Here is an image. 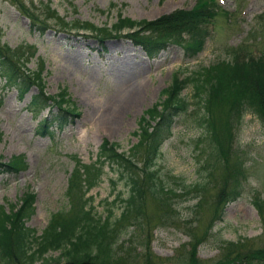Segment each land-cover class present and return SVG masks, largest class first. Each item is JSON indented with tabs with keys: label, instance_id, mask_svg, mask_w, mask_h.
I'll use <instances>...</instances> for the list:
<instances>
[{
	"label": "rangeland",
	"instance_id": "374dc122",
	"mask_svg": "<svg viewBox=\"0 0 264 264\" xmlns=\"http://www.w3.org/2000/svg\"><path fill=\"white\" fill-rule=\"evenodd\" d=\"M18 1L26 3L29 12L49 26L43 32L33 30L15 1L0 0V42L12 49L22 46L27 50L26 44L35 46L28 49L27 66L30 70L41 68L48 95L56 96L65 88L78 112L62 130L53 126L51 137L37 134L38 123L56 110L45 105L38 115L32 116L27 105L39 87L30 89L22 100L16 88H4V79L0 78V156L8 162L12 156L23 155L27 162L26 168L18 173L0 175V205L4 204L6 209L13 203L18 206L24 194L35 192V214L27 223L39 234L51 215L68 206L66 192L75 161L84 165L95 163L105 138L117 142L120 151L128 152L137 141L134 133L138 130V120L172 83L176 71L181 76L193 75L218 59L231 58L229 51L237 46H243L250 56L264 58V0H217L221 7L216 14L220 16L211 22V37L206 39L205 49L193 59L185 57L183 48L176 44L147 56L145 50L123 37L106 40L103 51L101 43L89 35L91 31L76 26L90 21L97 27L110 28L117 22L120 10L123 17L155 20L174 9H193L196 0ZM46 6L59 19L51 17ZM60 21L65 25H56ZM193 92L190 83L183 93L191 102L190 108L179 117L174 135L162 146L155 167L161 182L177 193L172 196L171 204L180 217L164 220L158 202L149 196L146 212L151 217L148 222L151 231L146 226L144 234L134 237V246L141 252L146 250L143 243L150 241L155 264H178L187 255L192 247L184 225L189 226V222L199 237L197 256L203 261L221 258L226 244L236 240L243 244L241 252L264 247V214L258 212L253 202L256 197L264 199L263 121L253 112H246L234 132L238 157H244L248 167L243 193L224 206L223 217L214 219L208 227L213 217L211 203L222 184L223 161L216 163L213 157L209 158L212 151L205 140L207 132L201 120L204 110ZM211 165L216 167L210 168ZM103 171L102 180L86 194L94 199L95 210L104 216L109 205L120 204L121 199L115 198L118 192L121 197L127 196L128 187L119 178L112 193L115 186L109 180L116 172L108 164ZM211 171L216 173L214 178L209 177ZM201 182L208 185L202 195L195 190V183ZM114 209L117 216L121 208ZM128 231H132V226ZM129 236L130 232L120 234L122 239ZM58 252L48 251L46 256L55 258ZM143 258L139 264L145 262Z\"/></svg>",
	"mask_w": 264,
	"mask_h": 264
},
{
	"label": "trees",
	"instance_id": "16d2710c",
	"mask_svg": "<svg viewBox=\"0 0 264 264\" xmlns=\"http://www.w3.org/2000/svg\"><path fill=\"white\" fill-rule=\"evenodd\" d=\"M13 1L26 15L33 30H46L49 23L40 21L37 15L30 13L26 3ZM195 4L193 9H174L155 20L123 17L120 10L117 22L111 24L110 28L97 27L90 21L80 23L76 28L91 31L89 35L101 42L103 50L105 40L123 37L133 41L134 46L144 49L149 55L176 44L183 48L185 57L193 59L205 49V41L211 37V22L220 16L216 12L221 7L216 0H196ZM46 7L51 17L59 19L56 12ZM58 24L65 25L61 21ZM26 45L29 46L27 50L22 46L12 49L0 42V78L4 79L3 87L16 88L18 98L22 100L30 89L39 87L38 93L31 96L27 108L32 109V116L38 115L45 105L56 110L37 125L40 130L37 134L51 137L54 128L62 130L63 125L78 115L77 106L70 100L65 88H61L56 96L44 91L41 68L30 70L27 66L30 58L28 49L35 46ZM229 53L231 58L218 59L213 64L201 67L193 75L181 76V72L176 71L172 83L162 90L158 101L147 107L138 120V130L134 133L138 136L137 141L128 152L120 151L117 142L105 138L95 163L84 165L76 160L66 192L68 206L51 215L41 234L27 223L35 214V192L24 194L18 206L13 203L6 209L4 204L0 205V264H139L142 256L145 261L142 264H155L150 241L143 243L146 250L141 252L134 246V237L144 234L146 226H149L151 217L146 212L149 196L158 202L160 217L164 220L172 221L178 216L171 204L172 196L177 193L161 182L155 167L162 146L174 135L173 128L179 117L190 108V100L183 95L190 83L193 84L197 103L204 110L201 120L207 132L205 140L212 151L209 158L213 157L216 163L223 161L220 167L222 184L211 203L213 217L208 227L214 219H221L224 206L242 195L243 180L248 174L246 160L238 157L234 132L246 112H253L264 124V58L260 55L250 56L243 46L233 47ZM1 102L0 99V105ZM26 163L23 155L12 156L8 162L0 156V175L18 173L23 167L26 168ZM106 164L116 172V176L109 180L115 186L112 193L117 189L119 178L128 187L126 197H121L119 192L115 197L121 199L118 204L121 211L117 216L114 215L117 205H109L106 208L108 212L103 216L95 210L96 206L92 204L94 199L86 194L102 180ZM215 165L210 168H215ZM213 175L216 173L211 171L209 177L214 178ZM195 185L199 194L207 192L208 185L203 182ZM253 202L257 204L258 212L264 214V199L256 197ZM190 225L191 222L189 226L187 223L184 226L192 248L178 264H264V247L241 252L240 246L243 244L238 240L226 244L221 258L213 262L203 261L197 256L199 237L195 236ZM131 226L132 231H128ZM129 232V238H120L121 233ZM57 250V257L46 256L48 251Z\"/></svg>",
	"mask_w": 264,
	"mask_h": 264
},
{
	"label": "bare ground",
	"instance_id": "6f19581e",
	"mask_svg": "<svg viewBox=\"0 0 264 264\" xmlns=\"http://www.w3.org/2000/svg\"><path fill=\"white\" fill-rule=\"evenodd\" d=\"M138 89H139V88H138ZM138 89H137V90H138Z\"/></svg>",
	"mask_w": 264,
	"mask_h": 264
}]
</instances>
